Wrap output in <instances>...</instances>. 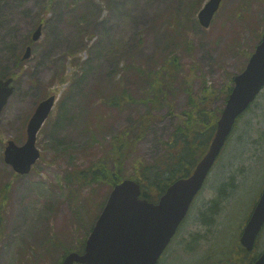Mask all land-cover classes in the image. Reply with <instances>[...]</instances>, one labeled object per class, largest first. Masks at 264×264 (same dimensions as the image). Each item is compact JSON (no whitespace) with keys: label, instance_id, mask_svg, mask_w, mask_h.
I'll return each instance as SVG.
<instances>
[{"label":"rangeland","instance_id":"rangeland-1","mask_svg":"<svg viewBox=\"0 0 264 264\" xmlns=\"http://www.w3.org/2000/svg\"><path fill=\"white\" fill-rule=\"evenodd\" d=\"M206 1L0 0V77L15 75L0 124V186L10 183L0 264H55L66 248L82 246L111 188L67 185L65 175L94 166L111 134L144 111L107 103L127 87L137 93L136 79L127 83L123 72L131 52L148 65L176 51L181 78L196 71L195 93L206 84L217 89L216 105L224 103L221 90L245 67L262 35L264 0H223L204 28L198 13ZM27 47L30 56L22 59ZM55 94L37 137L41 158L29 174L17 175L4 161L7 141L23 144L37 104ZM174 102L177 115L151 126L133 158L151 162L162 152L187 106L183 89L177 88ZM263 189L264 90L239 119L159 264H251L264 248V229L253 252L243 249L240 235Z\"/></svg>","mask_w":264,"mask_h":264},{"label":"water","instance_id":"water-1","mask_svg":"<svg viewBox=\"0 0 264 264\" xmlns=\"http://www.w3.org/2000/svg\"><path fill=\"white\" fill-rule=\"evenodd\" d=\"M222 0H208L199 12L202 26L208 27ZM41 35V26L33 39ZM30 47L24 58L30 56ZM12 77L0 79V112L14 91ZM234 87L218 120L217 130L208 152L187 178L175 181L158 204L140 197L139 184L131 179L115 185L90 233L83 253H69L61 264H156L161 253L185 216L194 194L213 166L237 117L245 111L264 86V31L260 43L246 68L234 78ZM56 96L43 99L27 125V140L18 145L9 140L4 160L20 174H28L40 157L37 134L48 118ZM1 122V118H0ZM264 222V193L248 221L242 243L252 249ZM255 264H264V254Z\"/></svg>","mask_w":264,"mask_h":264},{"label":"trees","instance_id":"trees-1","mask_svg":"<svg viewBox=\"0 0 264 264\" xmlns=\"http://www.w3.org/2000/svg\"><path fill=\"white\" fill-rule=\"evenodd\" d=\"M187 42L186 39L185 47L188 49L191 45ZM134 55L131 52L127 56L128 62L123 72L128 73L127 83H133L132 77L136 79L134 83L137 93L134 94L127 87L110 95L107 103L120 111L134 105L145 107L144 111L128 126L111 134L109 146L102 151L103 154L94 166L65 175V182L67 185L83 187L104 183L112 188L125 178H133L141 185L142 195L155 201L175 179L187 176L206 153L223 105L232 89L233 76L225 89L221 90L224 103L216 105L217 89L204 84L201 93H195L193 75L196 71L185 79L181 78L182 62L176 51L171 52L170 56L165 55L159 63L152 61L148 65L141 62V59L136 62ZM177 88L186 92L187 106L178 114L179 120L169 138L163 142L162 152L151 162L133 158L138 143L151 126L167 116L177 115L174 102ZM164 109L165 113H161ZM128 167H131L132 172L128 171ZM9 184L0 186V238L4 231ZM60 244L63 246L61 242ZM80 245L82 246L76 249L82 251L84 240ZM70 250L72 248H66L61 257ZM59 262L60 260L55 264Z\"/></svg>","mask_w":264,"mask_h":264}]
</instances>
